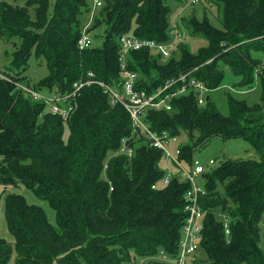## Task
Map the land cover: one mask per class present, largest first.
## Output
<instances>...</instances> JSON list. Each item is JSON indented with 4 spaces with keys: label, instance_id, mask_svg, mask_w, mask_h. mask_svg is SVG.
Masks as SVG:
<instances>
[{
    "label": "trees",
    "instance_id": "trees-1",
    "mask_svg": "<svg viewBox=\"0 0 264 264\" xmlns=\"http://www.w3.org/2000/svg\"><path fill=\"white\" fill-rule=\"evenodd\" d=\"M24 1L11 5L0 0V38L20 42L12 66L1 73L10 80L0 78V185L24 187L47 201L56 225L22 194H8L4 210L14 244L0 238V264H135L161 251L175 257L190 184L173 178L153 189L166 174L164 155L143 137L136 139L125 108L112 105L104 90L92 84L79 91L63 118L47 113L44 103L17 87L31 57L44 60L48 68L38 84H25L34 90L66 95L75 83L89 80L118 87L121 36L158 43L172 39L166 0H102L87 31L104 27L103 43L85 50L78 47L85 28L81 18L94 0ZM218 2L222 28L207 16L184 20L190 38L203 39L206 46L192 51L188 41H178L181 59L167 62L147 49L132 52L129 69L139 74L137 89L147 94L191 71L215 90L225 79L219 62L232 69L241 89L250 88L242 91H252L258 77L259 102L249 105L229 96L228 116L209 96L199 106L190 94L172 100L173 111L151 110L145 120L159 134L186 135L179 159L189 167L215 139L241 138L250 144L258 160L225 161L204 175L205 258L193 257L191 264H264V59L254 56H264V0ZM126 139L135 145L132 158L114 154ZM223 215L229 219L228 236Z\"/></svg>",
    "mask_w": 264,
    "mask_h": 264
},
{
    "label": "built area",
    "instance_id": "built-area-1",
    "mask_svg": "<svg viewBox=\"0 0 264 264\" xmlns=\"http://www.w3.org/2000/svg\"><path fill=\"white\" fill-rule=\"evenodd\" d=\"M198 1L200 0H192V3L194 4ZM101 6L102 0L93 1L94 11L101 8ZM88 27L84 28L82 36L78 41L80 50L96 46L93 36L87 31ZM171 36L172 39L164 43L137 39L129 35L121 36L119 39L121 73L118 87L89 80L88 82L75 83L72 92L66 95H60L57 90L53 92L37 91L22 83H18L17 87L30 95L33 100L44 103L47 113L63 118H67L72 111L71 101L76 99L79 91L83 87L92 84H97L104 90L109 96L112 105L120 104L125 108L130 115L133 135L136 136V139L143 137L150 147L162 151L164 155L166 174L159 183L153 186V189L167 186L173 178H178L181 182H188L190 184L189 189L185 193L186 212L188 215L181 231L178 254L175 257L165 254L163 258L168 264H191L192 258L201 251L205 212L200 201L207 194L204 175L213 169L216 162L211 159L208 163L203 164L194 158L192 165L190 167L187 166V164L179 159L181 155V143H177L178 137H171L167 132L159 134L153 131L145 118L151 110L173 111L172 100L190 94L196 97L199 106H204L210 90L191 71L168 79L156 92L147 94L137 89L139 74L129 69L130 54L144 49L159 55L163 62L170 60L173 55L172 53L175 51L176 42L182 39L183 35L178 30H172ZM89 77L92 78L93 74H89ZM0 78L10 80V78L1 73ZM129 140H123L121 148L114 154L132 158L135 155V145H130ZM199 179L201 180L200 183H198ZM222 218L225 232L228 236L230 234L229 219L224 215Z\"/></svg>",
    "mask_w": 264,
    "mask_h": 264
},
{
    "label": "rangeland",
    "instance_id": "rangeland-1",
    "mask_svg": "<svg viewBox=\"0 0 264 264\" xmlns=\"http://www.w3.org/2000/svg\"><path fill=\"white\" fill-rule=\"evenodd\" d=\"M11 5H24V0H6ZM54 2V0H51ZM166 4L170 8V14L168 18V22L172 30H178L182 33L183 37L180 39L181 42H189L191 50L197 51L199 48L207 45V41L191 37L188 34V30L185 27L184 20L190 18L191 16L197 17V19L202 20L204 16H207L210 22L217 28H222V8L218 0H200L197 3H192V0H166ZM91 8L89 12H85L81 18L82 27L91 26L90 21L93 16V4L91 3ZM94 17L99 13V10H95ZM92 16V17H91ZM104 27L98 28L94 31H91V35L93 36L94 42L97 46H101L103 43V33ZM13 40L9 41L6 39L0 38V73L8 72V69L12 66V53L15 51V48L20 46V42L15 40L13 44ZM179 43V42H178ZM179 43V44H180ZM172 58L176 57L177 59H181L182 54L178 50V46H176L175 51L172 53ZM255 57L259 59H264V56L259 54H254ZM218 70L225 74V79L221 83V85L208 93V96L215 103L218 110L221 114L228 116L229 114V105L228 98L232 96L239 100H245L249 105L259 102V98L261 96V87L260 80L256 76L255 83L252 86V91L245 92L242 90H249L248 86L242 87L240 80L234 76L232 69L223 62H219ZM13 74H16V70L13 69ZM48 75V68L46 62L42 59L38 60L34 57H31L29 60L28 70L24 73V82L23 85L28 84L30 86H35L40 82L41 79ZM26 86V85H25ZM240 89L241 92H237ZM68 137V130L65 128L64 131V139L66 140ZM186 141V135L183 134L178 138L177 143H184ZM176 143V144H177ZM195 159L200 161L203 164L209 162V160L213 159L216 164L219 165L225 161H236V160H258L259 157L254 149L250 146V144L241 138L231 139V140H222L215 139L209 143L207 147L198 152L195 156ZM214 166V167H215ZM162 167L165 168V163H162ZM201 180H198L200 183ZM22 194L29 204H34L42 207L52 225H56V216L55 211L51 208L49 203L44 200L38 199L30 190L22 187L19 189L13 187H5L0 185V238L7 241L8 243L14 244V237L9 232L7 227V222L5 218V199L8 194L12 192H16ZM219 191L223 193V187L219 186ZM222 218V217H221ZM262 231V239L261 246L264 247V222L261 223ZM163 255L165 253L161 251L156 257L149 258H137L135 264H162L165 262ZM196 258L204 259L203 251H200L196 256ZM16 255L14 254L12 257V263H14ZM166 263V262H165Z\"/></svg>",
    "mask_w": 264,
    "mask_h": 264
}]
</instances>
